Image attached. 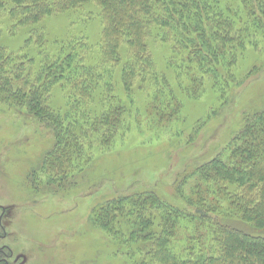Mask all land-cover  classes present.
I'll use <instances>...</instances> for the list:
<instances>
[{
	"label": "rangeland",
	"instance_id": "rangeland-1",
	"mask_svg": "<svg viewBox=\"0 0 264 264\" xmlns=\"http://www.w3.org/2000/svg\"><path fill=\"white\" fill-rule=\"evenodd\" d=\"M218 3L233 26L231 40H237L228 56L236 63L223 66L215 81L188 70L183 56L152 38L156 70L149 78L136 79L132 92L122 84L126 56L119 67L109 64L111 71L104 77L111 87V105L99 104L100 92L84 104L71 97L74 90L53 88L49 107L65 127L77 122L87 126L103 113H121V127L108 145L91 136L68 158H50L57 144L52 130L15 99L0 96V264H159L147 257L150 246L131 241L134 221L123 215L108 232L93 212L115 199L147 194L194 212L188 202L198 199V179L176 194L179 175L216 158L228 161L245 117L264 110V16L248 20L242 0ZM10 9L0 10V84L8 79L15 84V68L21 65L25 75L37 79L42 67L61 64L73 49L77 70L101 61L103 23L94 4L32 26L11 18ZM155 78L158 83L152 82ZM220 207L216 217L227 222L228 208ZM231 222L241 226L237 217ZM211 229L181 219L170 250L180 260L208 254L215 247Z\"/></svg>",
	"mask_w": 264,
	"mask_h": 264
},
{
	"label": "trees",
	"instance_id": "trees-1",
	"mask_svg": "<svg viewBox=\"0 0 264 264\" xmlns=\"http://www.w3.org/2000/svg\"><path fill=\"white\" fill-rule=\"evenodd\" d=\"M89 4L99 8L103 23L100 62L92 67L80 66L77 70L73 49L63 55L61 64L42 67L37 79L30 73L25 75L26 66L21 65L15 68V84L11 79L0 84V96L24 105L55 134L57 144L48 154L50 158H68L70 151L85 146L91 136L101 138L102 144L108 145L121 127V113L118 117L117 111L97 116L91 125L81 126L77 122L65 127L49 107L54 87L74 90L71 97L84 104L90 103L93 94L100 92L99 104L111 105V87L104 77L111 71L109 64L119 67L126 56L122 84L126 91L132 92L136 79L149 78L156 70L149 46L152 38L164 46L170 45L173 55L183 56L188 70L211 81L218 78L223 66L231 67L236 63L228 56L235 52L237 39L231 40L233 26L219 10L218 0H0V10L11 8V18H19L22 26H32ZM242 4L248 20L257 14L264 16V0H242ZM253 8H257V13ZM37 40L38 45L43 44L41 37ZM32 64L33 61L28 65ZM180 71H186L182 64ZM152 82L159 81L155 78ZM195 84L192 85L202 87ZM15 86L18 89L13 93L11 89ZM243 122L228 161L216 158L192 172L188 169L175 182L177 194L191 180L198 179L195 189L198 199L188 202L194 212L182 211L153 194L135 195L98 207L93 212L95 221L101 223L105 231L113 232V225L126 215L125 220L134 221L131 241L150 246L145 249L147 257L152 256L159 264H264V234L252 233L264 232V110L246 116ZM212 197L214 201L209 200ZM126 205L132 210L126 211ZM221 205L228 208L227 222L223 217V222L216 217ZM234 217L240 220L241 226L232 225L236 224L231 222ZM181 219L211 225L213 250L180 260L170 250V245ZM244 223L252 231L244 228ZM155 226L159 231L153 229Z\"/></svg>",
	"mask_w": 264,
	"mask_h": 264
}]
</instances>
